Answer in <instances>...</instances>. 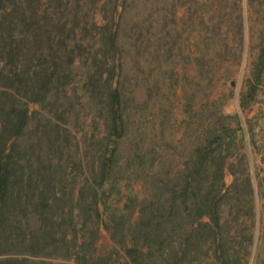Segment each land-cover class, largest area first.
I'll return each mask as SVG.
<instances>
[{
	"label": "trees",
	"instance_id": "trees-1",
	"mask_svg": "<svg viewBox=\"0 0 264 264\" xmlns=\"http://www.w3.org/2000/svg\"><path fill=\"white\" fill-rule=\"evenodd\" d=\"M100 1L0 0V264H249L258 190L250 151L263 112L248 113L264 84V0H213L208 17L192 12L193 0L187 50L170 28L173 0L171 17L163 6L162 24L143 40L148 28L121 34L139 0H104L99 22L90 12ZM137 54L169 75L161 96L171 115L180 87L177 142L188 150L179 160L162 146L173 129L167 114L163 139L155 132L158 81L147 80L139 103L124 90ZM248 60L237 90L231 80ZM182 62L192 73L177 87ZM77 86L91 109L83 148L69 129ZM234 100L239 109L228 111ZM117 193L122 206L111 203ZM101 228L113 249L97 255Z\"/></svg>",
	"mask_w": 264,
	"mask_h": 264
},
{
	"label": "rangeland",
	"instance_id": "rangeland-1",
	"mask_svg": "<svg viewBox=\"0 0 264 264\" xmlns=\"http://www.w3.org/2000/svg\"><path fill=\"white\" fill-rule=\"evenodd\" d=\"M104 0H101L97 7H92V10L90 12L91 18H95L96 20L101 19V11L99 10V6H101L102 2ZM198 3L192 5V12L195 11V9H198L202 14L205 15V17H208L209 14L212 13V8H215V4L213 3V0H197ZM155 2V3H153ZM166 0H139L131 6H127L128 10L125 13L124 21L128 18L131 20L129 21V24L126 27V23L122 21V30L121 34L123 37H128L135 35V30H140L139 28H148L145 29L143 34L140 36L143 40L144 37L149 35H154V33L157 31L158 27L162 24L159 15L161 14V8L165 6V13L169 14V17H171L170 11L172 9V4H168ZM176 8H177V16L174 20H169L170 28H178L176 30H181L184 37H182V45L183 49L187 50V46L190 42L188 39L189 31L192 30L193 24L190 18H188L187 10L191 6L193 0H173ZM112 3L108 5L107 13L111 15L112 13ZM100 22V21H99ZM150 27V28H149ZM195 33V32H194ZM129 38V37H128ZM90 39H92L90 37ZM147 54V52H146ZM155 66V65H154ZM154 66L151 68V66L148 64V62L145 61L143 58V55H135L133 60H130L127 62L126 69L128 71L129 80L126 83V88L124 89L126 94H128L131 97V101L133 104L136 102H142L143 100L148 98L146 86L147 80H153L152 84L155 85L158 81L159 86H161V91L157 92V89L153 91V97L150 99V101H154L156 109L159 111L156 117V125H155V132L157 133V138L161 139V127L159 122L162 119V114H167L169 116V119L171 123H165L164 125L167 127H172L173 129L171 133H169L168 130H166L163 137H166L165 141L162 142L163 149L165 150L167 155H171L173 159L179 160L184 153L187 152L186 147L180 145L177 142V138L179 136V132L177 133L178 129V120L182 117L181 114V105H180V95L181 90L180 87L176 91L172 93L171 100H172V110L173 115H171L168 112V108H170V105L168 101L165 99L164 95L161 96V94H167V87L169 86V83L171 82V79L169 78V75L163 73L160 68L155 67V71H153ZM250 66L249 60L243 63V65L240 67V69L237 71V73L234 75V79L231 80V84L234 85L237 84V90L242 88L243 86V79L245 73H247L248 68ZM191 65H185L184 62L180 63L179 65H176L172 71V78L175 80L177 79V87L181 85V83L186 82L187 80L184 78L186 71L190 75L192 73ZM165 68V67H164ZM153 69V70H152ZM153 71V72H152ZM81 79V74L77 76V79L75 81V85L79 84V81ZM79 86V85H78ZM75 87L74 89V96L76 97V94L78 93L79 96L83 93L79 87ZM160 98V99H159ZM86 97L83 96L82 98H75V103L77 105V112H76V118L72 121V124H70V131L72 133V139L74 141H80V146L83 148V143L81 141L84 133L86 130H89V126L86 125V123L90 120V107L85 104ZM30 110L34 111L37 109H41L40 105L30 104ZM228 111H234L238 110V102L236 100L232 101L228 107ZM48 115L52 116V113L48 112V109L46 111ZM142 112V111H141ZM263 112V117L259 119L257 123H255V130H256V145H251V151H250V157L252 161V171L255 174V181L258 184V190L256 194V200H257V233H256V242H255V255L252 258L251 262L249 264H262L261 259L264 257V84L262 87V90L259 92V97L257 101L253 104L252 109L249 111V116H252L255 113H261ZM44 114V113H43ZM140 114V113H139ZM139 114H137V119L139 117ZM45 116V115H44ZM36 119H34V122ZM141 123L137 121L136 127H140ZM141 128V127H140ZM147 134V133H146ZM162 137V139H163ZM227 184H230L233 180V175L230 171L226 172L225 176ZM71 180H75V184L78 186V182L80 180L79 177H72ZM126 181H130V179H123L122 183H125ZM261 184V186L259 185ZM135 186H138V184H135ZM123 193H126L127 191L124 190ZM112 204L122 206L125 200V197L120 194H114L113 197L110 199ZM113 247V241L109 235V232L105 228H101L100 230V237L96 241L95 244V251L97 255L101 254H108L109 252H112ZM115 255V254H114ZM64 262V258H54V262Z\"/></svg>",
	"mask_w": 264,
	"mask_h": 264
}]
</instances>
